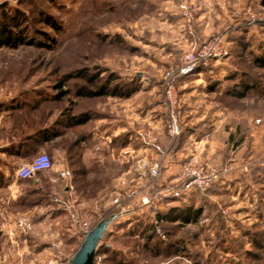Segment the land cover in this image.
<instances>
[{"label": "rangeland", "instance_id": "rangeland-1", "mask_svg": "<svg viewBox=\"0 0 264 264\" xmlns=\"http://www.w3.org/2000/svg\"><path fill=\"white\" fill-rule=\"evenodd\" d=\"M235 1L242 3L235 5L234 13L237 16H232L229 25L223 26L221 31L210 35V38L224 35L230 45L229 57L218 66L213 65V75L210 77L219 78L218 67L232 69L229 76L246 71L257 77L260 89L249 92L247 104L245 103L242 108H245L249 117L263 119L264 67H258L254 61L258 56L264 57V0ZM183 2L192 6L195 18L201 11L198 5H208L213 14L219 13L220 9L217 0H0V24L8 23L7 18L13 16L15 11H22L26 21L23 17H19L15 23L21 27L28 26L30 35L35 37L38 43L35 46H20L17 49L1 48L0 80L23 85L27 94L25 96L29 95L30 103L39 106L41 121L45 122L48 114L54 111L61 117L72 111L78 103L79 98L76 97L78 88L86 85L85 80L77 78L68 80L69 75L85 67L91 69V74L101 75L100 83L109 79L111 73L119 75L118 73H122L116 70L119 63L142 53L134 45H141L137 43L146 34L145 22L152 14L148 10L152 9L155 12L161 5H178L179 8ZM222 6L229 8L228 5ZM249 9L254 13L255 20L250 19ZM135 24L138 26L135 27ZM196 36L199 40L198 34ZM185 39L188 41V46L193 42V39L187 35ZM238 40L245 44L243 50L238 47L240 45ZM204 41L206 39L200 42ZM177 54L175 61L167 67H162V75L177 62L179 51ZM136 67V71L143 70L138 60ZM123 79L127 80L125 77ZM61 83L64 84V88L58 89ZM115 83L113 82L112 85ZM61 91H68V94L59 100L58 95ZM239 108L241 106L238 104L236 110ZM182 112L183 108L180 112L183 124L187 121ZM257 124L261 125L262 121ZM164 126L166 130V121ZM249 139V137L245 138L246 141ZM64 146L65 142L60 146L57 144L61 149H64ZM44 153L48 154L54 163L52 154ZM59 158L63 160L65 157L62 154ZM66 174L70 173L67 171ZM10 176L15 178L12 174ZM52 178L53 172L48 171L36 175L29 181H23L20 186L25 196L22 199L17 198L18 201H23L19 217H28L34 226L33 230L24 231L18 228L15 223L19 217L0 218V264H49L52 255L56 252L53 243L58 236V238L64 236L62 247L67 256L74 257L79 250L81 241L73 243L70 238L65 237L67 229H73L67 214L57 209L51 200ZM34 181H38L40 186H36ZM39 187H42L41 192L38 190ZM215 187L217 188V185L205 191L203 196L207 197L206 201L195 192L186 194L178 200L179 207L194 205L196 209L203 207L204 211L203 216L196 223L182 225L179 222L176 227L169 228V240L173 243L179 242V245L184 247L179 249V260L175 258L176 249L167 244L157 240L146 244L142 231H146L145 229L150 231L154 224L151 222L152 217L145 214L137 218L131 216L129 222L123 221L127 219L126 217L118 219L111 225L101 246L108 244L116 251H120L122 258L118 257L117 260L121 259L123 264H167L168 262L264 264V224L260 225L261 220H257L256 223L254 218H248L252 213L251 210H257L259 200L254 208H251V203L239 192L242 189L235 190L229 186L217 189ZM214 192L217 194L214 195ZM2 199L15 200L11 192L3 195ZM174 202L168 203V206L178 205ZM78 204L80 215L85 219L82 214L84 208L81 203ZM96 204L101 203H92L94 208ZM125 204L132 205L130 202ZM109 209V213L104 216ZM114 212L116 209L112 208L110 203L99 213V216L97 215L98 219L92 218L89 221L94 226L98 220ZM50 226L58 231H55L56 229L53 231V227ZM254 233H257L263 241L261 249L254 248L250 243V235ZM132 237L141 240L129 239ZM102 264H105L104 258Z\"/></svg>", "mask_w": 264, "mask_h": 264}, {"label": "crops", "instance_id": "crops-1", "mask_svg": "<svg viewBox=\"0 0 264 264\" xmlns=\"http://www.w3.org/2000/svg\"><path fill=\"white\" fill-rule=\"evenodd\" d=\"M217 4L221 10L214 14L208 5H198L201 8L196 14L198 42L209 39L212 33L229 25L231 17L237 16L234 13L235 5L242 3L217 0ZM222 5H228L229 8ZM145 24L146 34L137 43L141 45H134L142 53L119 63L116 69L122 71L118 74L128 81L138 77L140 91L129 98H79L72 114L90 112L92 119L86 124L65 128L63 133L57 131L60 129V117L55 111L49 113L44 126L60 135L47 142L29 139L40 128V111L33 109L29 95L25 96L27 94L23 85L0 80V218H18L23 207V201L17 200L25 196L20 189L23 181L10 174L15 176V171L21 164L30 162L35 155L44 152L52 154L54 159L50 183L52 194L58 193L63 198L74 197L83 206L82 214L86 220L98 219L99 213L110 205L115 187L120 181H127L123 193L137 187L134 173L136 159L146 157L154 162L158 155L146 151L136 139V133L141 129L151 128L160 135L163 143H168L164 126L166 114L161 101L162 67L169 66L175 61L178 51L180 54L188 47L178 5L159 6ZM136 60L143 66V70L136 71ZM218 68V79L210 77L213 71L209 73L201 69L196 74L180 78L178 82L182 113L187 122L182 124L181 137L165 160L161 183L172 182L180 174L183 164L193 156L213 166L231 164L233 170L226 176L225 182L217 184V188L229 186L235 190L242 189L240 194L254 208L259 200L260 189L264 186V118L254 119L246 115L242 106L244 107L249 93L239 100L241 108L236 110L237 105L232 107V101L227 97L228 89L233 84L228 81L232 69ZM255 89H260L258 84ZM259 119L262 121L261 125L255 122ZM239 122H244L248 131L246 137L250 139H244L238 144ZM62 142H65L64 149L57 147ZM126 147H130L133 154L123 158L121 151ZM62 154L65 158L60 160L59 156ZM67 171L69 175L66 174ZM34 184L40 186L38 181H34ZM41 188L38 189L40 192ZM8 192H11L15 200L2 199ZM97 201L101 203L98 210L92 205ZM174 204L178 205L173 207H179V201ZM168 205L162 208L161 216L169 215L172 207ZM109 211L110 209L104 216ZM251 212L248 218H254L257 223L260 220L257 210L253 209ZM178 224L177 222L176 225ZM55 229L53 227V231ZM67 231L65 237L70 238L73 243L80 241L72 237L71 230ZM62 237L60 240L64 245V236Z\"/></svg>", "mask_w": 264, "mask_h": 264}, {"label": "built area", "instance_id": "built-area-1", "mask_svg": "<svg viewBox=\"0 0 264 264\" xmlns=\"http://www.w3.org/2000/svg\"><path fill=\"white\" fill-rule=\"evenodd\" d=\"M179 11L183 22V29L193 42L179 54L177 62L170 66L162 76L161 95L162 106L166 114V135L168 143L162 142L160 135L151 128L141 129L136 133V139L141 146L149 153L158 155L157 160L151 162L146 157L137 158L135 161L134 173L136 175L137 187L123 193L127 184L126 180L120 181L115 187V195L112 196L111 206L116 209L114 215L116 219L131 221V216L135 218L146 214L152 217V223L155 226L157 234L166 240V235L161 229L162 224L168 221L165 217L159 216L163 207L173 201H178L186 194L201 190H206L223 183L226 176L233 170L231 164L216 167L213 165L199 162L193 156L186 161L180 174L168 184L161 183V175L166 158L170 154V149L175 140L182 132L181 109L182 102L178 91V82L180 78L193 75L198 69L202 68L212 73L214 64H220L230 55V45L224 35H215L204 42H198L196 36V18L191 5L183 2L179 5ZM251 20H255V15L251 9L248 10ZM260 123L261 120H257ZM122 157H130L133 151L126 147L121 151ZM53 160L46 153H41L34 157L30 162L21 164L15 171V178L19 181L33 179L36 175L46 173L53 169ZM148 182V183H147ZM51 200L57 209L67 214L73 229L71 235L73 238L84 241L87 234L95 227L89 220H85L80 215V205L74 197H60L58 193H53ZM130 202V206H126ZM100 203V202H95ZM97 210L100 205L96 204ZM138 210V211H137ZM113 216V217H114ZM112 218V217H111ZM107 219L102 218L97 224ZM110 219V218H109ZM17 227L24 231L33 230V224L28 217H21L17 221ZM107 231V232H108ZM59 237V236H58ZM53 243L56 252L52 255L49 264H71L73 256H67L63 251V243L58 238ZM179 260V258H178ZM103 257L96 256L95 264H102ZM167 264H177L168 262Z\"/></svg>", "mask_w": 264, "mask_h": 264}, {"label": "trees", "instance_id": "trees-1", "mask_svg": "<svg viewBox=\"0 0 264 264\" xmlns=\"http://www.w3.org/2000/svg\"><path fill=\"white\" fill-rule=\"evenodd\" d=\"M150 13H152L154 10L149 9ZM146 11V12H148ZM23 17L25 20V14L22 11H15L14 15L11 17H8L7 21L8 23L0 24V49L1 48H10V49H17L20 46H35L37 43L35 37L30 35V29L28 26L21 27V25L16 24L15 21L17 18ZM26 21V20H25ZM247 29H245L244 32H246ZM240 43V41L238 40ZM244 43L241 42L238 46L241 50H243ZM237 47V48H238ZM132 50V48H131ZM236 50V49H235ZM136 51V50H135ZM133 53V52H131ZM258 67H264V57H256L254 61ZM198 69L194 74H196L199 70ZM203 70V69H202ZM100 74L93 75L91 74L90 68H82L80 70L75 71L74 74L69 75L67 79H81L85 80L86 85L78 88L76 92L77 98H100V97H108V96H114L119 98H129L133 96L135 93L139 92L141 89V84L138 82L139 79L135 78L131 82L128 80L123 79L120 75H116L115 73H111L109 79L104 81L103 83H100L99 78ZM140 81V80H139ZM228 81L233 83L231 87L228 89L227 97L232 101V107L234 108L235 105L239 104V100L244 98L250 91H255V87L258 84L257 77L254 75L243 71L240 74L231 75L228 78ZM113 82H116L112 85ZM64 88V84L61 83L59 85L58 89ZM68 94V91H61L59 96V100L64 98ZM34 110H39V106L35 105L33 106ZM40 111V110H39ZM92 119V113L86 112L80 115H73L72 112L68 111L66 114L62 115L60 117L58 126L59 130L62 131L65 128L71 127V126H79L88 123ZM41 121V113H40V128L33 132L32 136L29 137V139H33V141L39 140L42 142H47L52 137H57L60 135L57 131L55 132L53 129H49L48 127L44 126L43 122ZM244 122H239L238 124V144L241 143L245 137L248 135V131L244 127ZM183 126V125H182ZM182 134V132H181ZM181 135L175 140L174 144L172 145L170 151L172 152L176 146V142L178 139H180ZM32 156V155H29ZM0 177L2 175L0 174ZM31 180V179H30ZM29 181V180H27ZM198 194L203 201H206L207 197H204V193L201 190H198L195 192ZM198 196V197H199ZM192 204V203H191ZM194 205H188L185 208L182 207H172L169 211V215H167V223L161 225V229L166 235V240H163L156 232L155 226L150 228V231H142V235L145 236L146 244L150 243L154 240H157L158 242L167 244L171 248H175V258H178V252L179 249H183L184 247L182 245H179V242H174L169 240L170 237V231L169 228L176 227V223L181 222L182 225L186 224H192L196 223L201 216H203L204 211L203 207L195 208ZM257 212L260 216L261 224H264V186L260 192L259 201L257 205ZM116 214V212L112 213L111 215L107 216L106 218L109 219L113 217ZM161 216V214H159ZM142 217V216H141ZM131 240H141L136 238H129ZM250 243L251 245L256 249H261L263 247V241L261 240V237L258 236L257 233L250 235ZM155 250V249H154ZM157 251H155L156 254ZM101 256L104 258L105 264H123L121 263V259L118 261V257L120 258L122 256V253L120 251H116L111 245L103 244L98 252L97 257ZM122 258V257H121ZM117 262V263H116Z\"/></svg>", "mask_w": 264, "mask_h": 264}, {"label": "water", "instance_id": "water-1", "mask_svg": "<svg viewBox=\"0 0 264 264\" xmlns=\"http://www.w3.org/2000/svg\"><path fill=\"white\" fill-rule=\"evenodd\" d=\"M116 219H104L100 221L95 227L87 234L84 241L81 243L79 250L74 255L71 264H95V259L101 242L104 239L108 227Z\"/></svg>", "mask_w": 264, "mask_h": 264}]
</instances>
